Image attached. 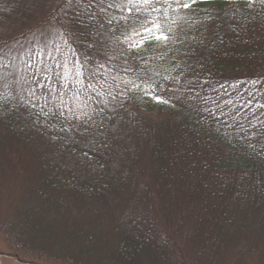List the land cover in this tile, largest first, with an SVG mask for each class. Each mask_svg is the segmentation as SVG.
I'll list each match as a JSON object with an SVG mask.
<instances>
[{"label": "trees", "instance_id": "1", "mask_svg": "<svg viewBox=\"0 0 264 264\" xmlns=\"http://www.w3.org/2000/svg\"><path fill=\"white\" fill-rule=\"evenodd\" d=\"M158 21L171 28L167 44L124 39ZM42 46L51 55L28 57ZM29 63L52 83L27 97ZM57 63L70 70L66 80L57 82L54 72H65ZM147 77L162 88L146 95ZM155 95L168 110L141 113ZM259 105L262 0H197L190 9L176 0H0V235L9 252L26 264H146L140 251L149 245L162 253L157 264H264ZM124 129L137 136L125 165L140 177L121 192L109 166L121 172L113 161ZM235 212L246 235H218ZM175 230L188 233L183 245Z\"/></svg>", "mask_w": 264, "mask_h": 264}, {"label": "rangeland", "instance_id": "2", "mask_svg": "<svg viewBox=\"0 0 264 264\" xmlns=\"http://www.w3.org/2000/svg\"><path fill=\"white\" fill-rule=\"evenodd\" d=\"M138 5H140V4H138ZM138 7L139 8H142V6H138ZM144 40H145V43L160 42V41L153 40V38H148V39H144ZM167 110H168V107H167L166 104L161 103V102H158L157 100H152L150 98H147L145 104L142 105V112L147 113L148 115H151L152 117L157 116V114L159 113V111H167ZM47 126H49V125H46V127ZM38 130L39 129L37 128V126H35L34 127L35 133H38V135L41 134V136L44 139L46 138L45 141H48L47 144H49L50 142L51 143L53 142L52 141V135L45 134L41 130L40 131H38ZM22 131H23V133L24 132H27V136L31 137L32 132L30 131V129H28L26 127ZM121 132H122V130H121ZM69 133H70V131H69ZM41 136H39V137L41 139H43ZM123 138L125 139V141L124 140L123 141L121 140V142H119V144L116 145L115 155H114V161H113V163H115V161H116V163L119 162L121 164V172L116 171L117 168L115 166H112V167H111V165L109 166V169H111L110 171H113L114 172V174H113V180H116L117 179L120 182L118 185H120L119 186L120 187L119 189L121 190V192L124 191V189H126V188L131 189V184L134 183V186H135V184L137 182L139 183L138 180H139V177H140L138 174H136V176H134V174H131L130 171L126 168V165H125V162H129V160H130L129 159V156L133 154V152L130 150V148L132 149L133 144H134V146L136 145L135 150H137V143H136L137 136L136 137L133 136V131L132 130L131 131H126L124 129L123 130ZM30 140H29L30 142L33 141V139H30ZM32 144H33V142H32ZM32 152L33 153L35 152L34 154H37L38 153V151L35 150V148L31 147L30 154H33ZM66 163H67V161H66ZM74 169H78L77 166ZM80 171L83 172V169H81ZM35 173H36V171L35 172H32L31 173V176L34 175ZM108 191H111V189H108ZM135 192L140 193V191L137 188V186L135 187ZM12 193H13V196H14V192H12ZM94 196L96 198H98L99 200H103L105 198L104 193H100V196H96V194H94ZM18 197H20V194H19ZM54 197H55V195H54ZM16 201H17V199L15 197V198L11 199L9 202L7 200L6 202L4 201L3 203L5 204L4 206H8V204L9 205L11 204V206H12V204L14 205V203H16ZM244 203H245V199L244 200L239 199L238 202H237V204H236V207H241ZM7 208H5V210H8ZM81 210H83V209L81 208ZM233 212L234 211L230 212V214H233ZM237 212L234 213V219H232L230 217V220L227 218L228 220L226 219V220H223V221H221V222L218 223L219 226H220V228H219V234L218 235H221L222 236L224 233H229L230 235H233L234 237H236L238 240L242 236L241 234H245L246 235V230H244V228L247 225L236 224L235 217H236ZM3 214H5L4 216L7 217V211H4ZM245 214H248L247 209H246ZM171 233L174 234V235H176V236H178V237L179 236L182 237V239L181 238L177 239V245H183V242H185L186 240H188V238H187L188 233L187 232H183V234H179V232L175 230V231H172ZM178 240L179 241L180 240L182 241V242H180L181 244H179V241ZM190 244H189L188 247H190L191 245H194L193 243L191 245ZM6 245H7L6 242L3 240L2 236L0 235V253H1L0 262H1V264H26L24 262L19 261L16 257H13L12 254L9 252V250H8V248H7ZM147 246H145V247L144 246H141V251L140 252L142 253V258L146 260L145 261L146 264H157L155 262H157L158 260H162V258H161L162 253L159 252V251L158 252L157 251L154 252L153 249H150L149 245H147ZM237 246H238V244L235 243L234 247H237ZM149 252H150V254H149ZM170 261H172V259ZM172 264H174V263L172 262Z\"/></svg>", "mask_w": 264, "mask_h": 264}, {"label": "snow or ice", "instance_id": "3", "mask_svg": "<svg viewBox=\"0 0 264 264\" xmlns=\"http://www.w3.org/2000/svg\"><path fill=\"white\" fill-rule=\"evenodd\" d=\"M142 2L145 5H147L151 2V0H142ZM196 2H197V0H176V3L179 4L180 7L188 8V9H190L192 7V5ZM262 2H264V0H262ZM249 6H251V4H249ZM153 10L159 11V9H153ZM170 33H171V28L165 29L163 21H158V22H154L152 24L151 28H143L142 31H137L135 28H133L131 31L126 30L123 33V36H124L125 40H129L133 36H140L141 37L140 40L134 41V43L130 45V47H139L145 43V40L143 39L145 34H150L152 36L153 40H155V41H162L165 44H167V42L171 39ZM45 47L46 46H42L39 53H36L33 49H29L27 51L28 57L31 58L32 56L35 55L38 59L39 56H41V55H45V54L51 55V53L45 52ZM55 51H59V47H57L55 49ZM83 66L84 65H81V67H83ZM26 67L32 72V80L34 82V87H32L29 90V95L35 96L37 88L44 89L46 87L45 81L49 84L52 83L51 77L43 75L41 67L38 63L35 65V67L31 63L27 64ZM45 67H47V65H45ZM55 67L56 68H61V67L65 68L64 73L59 72V71L54 72V75L57 78V82H59L60 80H66L67 79L66 73H68L70 71L66 68V65L61 64V63H57L55 65ZM80 76H81V72L79 71V69H77L75 71V73L73 74V78L78 79ZM91 79H92L91 76H89L88 77L89 83L86 85L89 88H93V85L91 83ZM142 79L144 81L143 88H142V85H135L134 87L136 89L142 88V90L145 92L146 95L149 92H154L156 88H162V86L159 84L153 86L151 83V77L142 78ZM195 83L196 82L188 81V87H190V88L193 87ZM253 83H256V81H253ZM93 90H95V89L93 88ZM162 90L167 91V92H173V91H175L176 93L180 92L179 87H177L176 89L166 88V89H162ZM48 94H51V89H49ZM196 95L198 96L199 94L197 93ZM79 97H80V92L79 91H73V102H75V100L78 99ZM152 98L156 99L158 102H161V103L167 102V101L163 100L161 98V96H159V95H155ZM175 98L177 100H179V99H181V96L177 95ZM88 99H90V97H88ZM201 99H204V98L201 97ZM205 102H207V101H205ZM82 103H84L86 105L87 99L82 101ZM259 107L264 108V105H259ZM208 111H211V110H208Z\"/></svg>", "mask_w": 264, "mask_h": 264}, {"label": "bare ground", "instance_id": "4", "mask_svg": "<svg viewBox=\"0 0 264 264\" xmlns=\"http://www.w3.org/2000/svg\"><path fill=\"white\" fill-rule=\"evenodd\" d=\"M30 89H31V88H30ZM30 89H29V90H30ZM36 93H37V90H36ZM29 96H31V95H29V92H28V95H27V97H29Z\"/></svg>", "mask_w": 264, "mask_h": 264}]
</instances>
